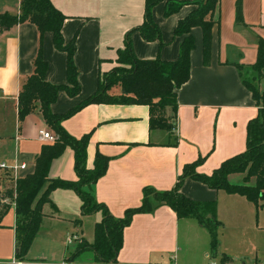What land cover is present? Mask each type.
I'll return each mask as SVG.
<instances>
[{
	"label": "crops",
	"instance_id": "crops-1",
	"mask_svg": "<svg viewBox=\"0 0 264 264\" xmlns=\"http://www.w3.org/2000/svg\"><path fill=\"white\" fill-rule=\"evenodd\" d=\"M20 1L0 0V13L18 14ZM144 1L51 0L67 17L62 26L64 41H70L77 32L74 62L80 85L75 97L58 94L51 106L53 113H66L96 91L100 74L116 65V51L123 47L124 35L142 22ZM176 1L186 4L169 17L163 15L164 3L152 11L162 46L145 42L138 32L132 34L138 59L177 58L182 38L174 36V29L203 0ZM236 1L220 0L213 13L208 66L202 61V32L197 27L191 31L194 49L190 54V78L177 90L175 138L170 139L162 130H149V110L144 105L91 104L61 123L75 138L90 134L88 169L93 167L97 151L109 158L93 193L115 218L141 204L143 188L171 189L185 164L204 157L196 171L210 174L222 161L244 151L246 125L256 116L257 107L235 65H251L256 60L258 40L264 41V0H240L242 24L235 21ZM37 49L38 31L33 24L0 30V164H26L20 177L33 172L41 146L46 144L38 139V131H51L37 111L22 122L17 116L18 92L33 71ZM43 57L48 64L46 80L65 84L66 54L54 48L50 33L44 35ZM242 177L231 175L229 181L238 184ZM49 178L76 180L70 148L52 162ZM180 191L193 201L216 203V217L221 222L216 254L210 253L208 231L196 220L178 219L168 206L159 205L133 216L123 231L116 262L107 264H236L244 258L242 264H264V205L256 207L245 197L210 189L190 178L184 179ZM49 198L50 203L42 207L39 229L47 225L62 227L65 235L64 241H59V254L42 259L45 255L29 257L27 253L20 264H98L91 251L86 256L82 252L73 261L68 258L78 240L92 243L93 237L92 241L86 240L79 227L92 219L94 228L102 219L101 213L82 216L80 198L71 189H56ZM15 223V208L10 204L0 222V264L17 262ZM48 236H40L47 246L52 242ZM73 236L77 240L69 242Z\"/></svg>",
	"mask_w": 264,
	"mask_h": 264
},
{
	"label": "trees",
	"instance_id": "trees-1",
	"mask_svg": "<svg viewBox=\"0 0 264 264\" xmlns=\"http://www.w3.org/2000/svg\"><path fill=\"white\" fill-rule=\"evenodd\" d=\"M220 0L197 2V8L184 19L178 21L174 36L181 37L178 55L175 60L138 59L134 55L131 36L138 32L145 42H158L163 45L159 26L153 19V8L164 3V17L177 13L186 3L176 0H145L142 22L124 35L123 47L117 49L116 65L107 73L100 74L96 91L64 114H55L51 106L60 92L68 97L80 93L78 71L74 62L77 32L68 42L62 36V26L66 16L57 10L51 0H21L18 14L0 13V30H8L22 23L33 24L38 31V49L33 60V71L25 79L17 96V116L22 122L34 112H38L45 125L56 136L53 143L41 146L35 159L32 173L13 179L6 171L0 172V199H7L0 206V222L13 204L16 214L15 241L16 263L20 264L37 235L42 221V207L50 203V194L56 189H71L81 201L82 216L100 212L102 219L95 223L93 241L78 242L75 252L68 258L73 261L85 250L94 255V262L107 264L116 262L122 247L123 231L136 214L152 211L159 205L168 206L178 219H194L210 235V253L218 250V229L221 222L216 217L215 202H196L180 191L184 179L190 178L213 190L245 197L256 207L264 205V90L260 81L264 77V41L258 40L256 60L251 65H235L244 87L251 93L257 107V114L246 125L245 149L243 152L222 161L210 174L196 171L204 157L185 164L175 185L164 191L151 187L143 188L141 204L128 208L121 218L110 214L103 203L94 197V185L106 172L109 158L95 153L93 167H86V149L90 134L79 138L69 135L61 123L91 104L104 105H144L149 110V130H162L169 138H175L177 115V90L190 78V54L194 49L193 28L202 32V61L210 63L212 16L218 9ZM235 21L242 24L241 1L235 3ZM50 33L54 48L66 54V83L51 84L46 78L48 68L43 57V39ZM70 148L73 152V170L76 180L49 178L52 162ZM243 175L242 182L229 181L231 175ZM253 179V183L250 181ZM11 182L8 187L7 183ZM9 184V183H8ZM222 259H229L223 256ZM11 264V263H8Z\"/></svg>",
	"mask_w": 264,
	"mask_h": 264
},
{
	"label": "rangeland",
	"instance_id": "rangeland-1",
	"mask_svg": "<svg viewBox=\"0 0 264 264\" xmlns=\"http://www.w3.org/2000/svg\"><path fill=\"white\" fill-rule=\"evenodd\" d=\"M260 90H264V77L263 79L260 81L259 86ZM238 176V175H237ZM234 180V179H233ZM236 180V179H235ZM7 185H10V183ZM1 189V188H0ZM92 219H89V221L85 220L84 223L79 227V230L82 231L83 233V237L86 240L92 241V237H93V226H92ZM65 231L62 232V227L59 225H52V226H44L42 227V229L37 232L36 237L34 238L33 242L31 243V246L28 250V255L30 257V255H34V256H41L43 257V255H45L42 259H48L50 257H47L48 255H57L59 254V241H64V234ZM75 233V231L73 232ZM72 233V234H73ZM41 234H44L46 236H48L51 239V244H46V242L43 241V239L40 237ZM62 238V240H61ZM80 241V240H78ZM64 245V244H63ZM62 245V248H63ZM71 248V247H70ZM85 253V254H84ZM84 256L90 254L88 250H85L83 252ZM83 257V256H82ZM246 261V259H239L236 260V264H242ZM248 264H250V261L248 262Z\"/></svg>",
	"mask_w": 264,
	"mask_h": 264
},
{
	"label": "built area",
	"instance_id": "built-area-1",
	"mask_svg": "<svg viewBox=\"0 0 264 264\" xmlns=\"http://www.w3.org/2000/svg\"><path fill=\"white\" fill-rule=\"evenodd\" d=\"M38 139L42 142L45 143H53L56 140V136L54 134H52L50 131H47L45 129H41L38 131ZM26 169V164L21 163V164H13V165H6V164H0V170L6 171L9 174H11V176L13 177V179H16L19 175L20 171H23ZM7 203V199L4 198L3 196H1L0 199V206L2 204H6ZM77 240V238L75 236L70 237L68 239L69 242Z\"/></svg>",
	"mask_w": 264,
	"mask_h": 264
},
{
	"label": "water",
	"instance_id": "water-1",
	"mask_svg": "<svg viewBox=\"0 0 264 264\" xmlns=\"http://www.w3.org/2000/svg\"><path fill=\"white\" fill-rule=\"evenodd\" d=\"M15 252H17V251H15Z\"/></svg>",
	"mask_w": 264,
	"mask_h": 264
}]
</instances>
